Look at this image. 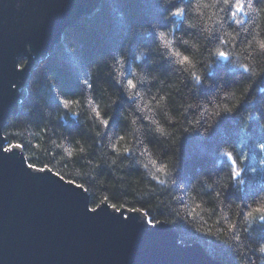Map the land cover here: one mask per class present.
<instances>
[{
  "label": "clouds",
  "instance_id": "1",
  "mask_svg": "<svg viewBox=\"0 0 264 264\" xmlns=\"http://www.w3.org/2000/svg\"><path fill=\"white\" fill-rule=\"evenodd\" d=\"M170 4L173 6L168 7L164 16L165 20L171 21L169 26H152L155 40L152 52L158 53L159 57L149 61L150 65H154L159 62V58H163L172 67L176 78L166 88L162 87L165 81L159 77V73L137 67L147 56V49L135 54L134 61H129L126 53H116L106 60V68L92 65L85 70L81 77L84 86L82 95L58 97V114H49L45 110V119L39 125L26 121L23 116L20 119L9 117L7 126L0 127V139L16 141V154L23 162L26 161L24 164L32 174L39 171L37 169H46L40 173L56 169L61 177L82 185V188H74L86 194V176L93 175L94 170L103 165L123 167V164L118 165V161L138 151L142 153V158L137 163L150 180L161 185L173 184L174 155L162 158L158 150L147 144L137 148L134 133L142 125L135 113H144L147 109L148 115H144L143 120L150 122L152 132L157 137L169 141L165 147L170 145L174 148L182 132L199 129L200 134L205 135L222 114H233L245 98L249 102L255 98L249 97L248 93L256 79L264 74V0H161L162 6ZM241 35L246 39L241 41ZM28 50L30 46H26ZM216 61L230 62L249 79L242 80L238 87L226 91L217 87L207 100L199 98L200 86H211L206 77L211 75L209 69ZM19 62L26 68L28 57L21 58ZM101 72L110 76L119 92L133 102V110L121 113L127 126L119 130L109 129L112 109L119 96L117 92L110 91L102 79H97ZM94 80L97 94L92 91ZM151 83H158V86L150 95H146L145 86ZM185 84L189 86L184 87ZM38 85L39 81L33 85L29 80L26 86L31 89ZM47 86L54 92L58 91L55 81L51 79ZM173 107L178 111L174 113ZM260 110L264 112V104L260 105ZM81 112H86L85 119L91 122L89 131L96 138L95 145L81 137L69 138L55 126L58 119L63 123L65 116L75 119ZM251 120V113L242 114L239 120L241 132L247 130ZM259 132L264 135V121H259ZM101 138H106V143L102 150L95 151L94 148L101 149ZM251 142L260 151L259 164L264 166V140ZM247 144L248 140L244 139L235 145H221L217 154L226 158L224 170L211 179L201 176L194 180L187 190L186 204L176 215L182 217L186 214L189 223L197 221L192 224L195 230L214 237L228 247L235 264H264V239H260L258 233L253 231L254 226L264 225V193L257 194L247 202L224 200L230 187L239 188L244 183L242 174ZM29 145L33 149L50 148V154L58 152L59 160L64 161V165L58 166L55 162L34 163ZM3 151L4 146L0 145V152ZM11 151L9 149L8 153ZM73 166L74 172L67 170ZM81 166H84L83 174ZM51 176L61 181L57 176ZM64 184L72 186L71 183ZM206 190L211 191L208 198L200 195ZM210 201L216 207H225L224 211L218 213L222 226H217L215 221L211 224L199 223L205 219L204 214L213 211ZM102 206H98L96 211ZM144 211L147 212V209ZM230 214L231 218L227 219ZM164 223V219H157L151 226Z\"/></svg>",
  "mask_w": 264,
  "mask_h": 264
},
{
  "label": "trees",
  "instance_id": "2",
  "mask_svg": "<svg viewBox=\"0 0 264 264\" xmlns=\"http://www.w3.org/2000/svg\"><path fill=\"white\" fill-rule=\"evenodd\" d=\"M171 6L173 5L162 6L161 0H102L96 13L91 18L82 19L67 31L61 43L31 73L29 80L33 85L39 81V85L31 89L27 87V99L21 104L15 118L20 119L23 116L26 121L39 125L45 119V110L49 114H58L60 111L58 97L82 95L84 86L81 84V77L85 70L92 65L106 68V60L111 59L116 53H126L128 60L134 61L135 54L141 49H147V56L137 67L159 73V77L165 81L162 87L166 88L167 84L176 78L172 67L163 58H159V62L154 65H150L149 61L159 57L158 53L152 52L155 45L152 26L154 24L161 28L169 26L171 21L165 20L164 16ZM244 39L246 37L241 35L240 40ZM69 49L73 50L69 51ZM209 71L211 75L206 78L210 80L211 86L201 85L198 93L199 98L205 100L215 93L217 87L226 91L238 87L242 80L249 79L246 74L236 70L234 65L226 61H216ZM49 79L55 81L58 91L54 92L47 86ZM97 79H102L108 89L117 92L119 96L118 102L112 109L109 129L115 131L126 127L127 121L122 119L121 113L126 114L127 110H133V102L119 92L118 86L110 76H105L101 72ZM157 86L158 83L146 85L145 94L150 95ZM188 86L185 84L184 87ZM92 91L93 94L98 93L95 80ZM248 96L255 98L251 102L245 98L233 114H222L207 134L201 135L199 129L182 132L174 148L170 145L165 147L169 141L157 137L152 132L150 122L143 120V116L148 115L147 109L144 113H135L142 125L137 133H134L137 148L147 144L158 150L162 158L174 155L172 167L175 182L161 185L150 180L137 163L142 158V153L133 151L118 161V165L123 164V167L103 165L95 169L93 175L86 176L84 184L87 185L90 208H96L102 202H106L117 210L120 208L138 210L150 220L151 224L157 219H164L165 223L176 229L178 240L184 245L196 242L213 259L224 264H235L228 247L210 235L197 232L192 226L197 221L189 223L186 214L181 217L176 213L186 204L187 190L194 180L201 176L211 179L224 170L226 158L217 154L218 148L223 144L235 145L244 139L248 140L242 174L244 183L239 188L230 187L226 191L224 200L247 202L257 194L264 193V166L259 164L261 153L256 144L251 142L264 140V135L259 132V121H264V112L260 110V105L264 104V74L252 84ZM176 111L178 109L173 107V112ZM244 113H251L252 120L247 130L241 132L239 120ZM85 116L86 112H81L75 119L65 116L64 122L60 123L58 119L55 126L69 138L81 137L95 145L96 138L89 131L91 122L86 120ZM7 142L9 147L16 143L14 140ZM105 143L106 138H101V149L94 148V150H102ZM29 150L33 153V161L36 164L55 162L58 166H63L65 163L59 160L58 152L50 154L52 153L50 148L33 149L29 145ZM49 170L60 176L56 169ZM67 170L74 172L75 167H69ZM81 170L83 174L84 166H81ZM62 178L78 185L67 177ZM200 195L208 198L211 196V191L206 190ZM209 203L213 211L204 214L205 219L199 223L203 225L215 221L217 226H222L218 213L225 210L224 205L216 207L214 202ZM149 205L152 207L149 208ZM145 209L147 212L144 211ZM230 218L231 214L227 219ZM253 231L258 233L260 239H264V225L254 226Z\"/></svg>",
  "mask_w": 264,
  "mask_h": 264
},
{
  "label": "water",
  "instance_id": "3",
  "mask_svg": "<svg viewBox=\"0 0 264 264\" xmlns=\"http://www.w3.org/2000/svg\"><path fill=\"white\" fill-rule=\"evenodd\" d=\"M101 1L0 0V127L19 113L31 73ZM7 144L0 139V264H224L181 243L172 225L149 226L138 210L102 202L89 211L76 184L51 170L32 174Z\"/></svg>",
  "mask_w": 264,
  "mask_h": 264
},
{
  "label": "snow or ice",
  "instance_id": "4",
  "mask_svg": "<svg viewBox=\"0 0 264 264\" xmlns=\"http://www.w3.org/2000/svg\"><path fill=\"white\" fill-rule=\"evenodd\" d=\"M29 166L32 167V168H35L34 165H29ZM37 170H39V171H45L46 169H37ZM61 179H63V178L61 177ZM69 183H72V182L70 181ZM76 187H77V188H82L83 186H82V185H76ZM113 207H114V206H113ZM90 210H91V211H96L95 208L90 209ZM124 219H127V217H124ZM148 222H149V224H150V226H151V222H150V220H149Z\"/></svg>",
  "mask_w": 264,
  "mask_h": 264
},
{
  "label": "rangeland",
  "instance_id": "5",
  "mask_svg": "<svg viewBox=\"0 0 264 264\" xmlns=\"http://www.w3.org/2000/svg\"><path fill=\"white\" fill-rule=\"evenodd\" d=\"M91 17H92V16H91ZM91 17H90V18H91ZM79 22H80V21H79ZM76 24H77V23H76ZM47 58H48V57H47ZM43 61H44V60H43ZM43 61H41V62H43ZM41 62H40V63H41ZM19 65L22 66L21 63H19ZM20 90H21V89H20ZM20 90H19V92H20ZM26 92H27V88H26ZM12 146H15V145H12ZM12 146H10V147H9V146H6V148L11 149Z\"/></svg>",
  "mask_w": 264,
  "mask_h": 264
}]
</instances>
